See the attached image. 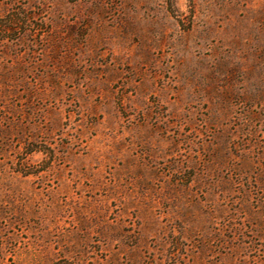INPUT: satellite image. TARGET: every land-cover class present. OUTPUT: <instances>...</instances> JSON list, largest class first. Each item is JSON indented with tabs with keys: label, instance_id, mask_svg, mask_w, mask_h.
I'll return each instance as SVG.
<instances>
[{
	"label": "rangeland",
	"instance_id": "obj_1",
	"mask_svg": "<svg viewBox=\"0 0 264 264\" xmlns=\"http://www.w3.org/2000/svg\"><path fill=\"white\" fill-rule=\"evenodd\" d=\"M0 264H264V0H0Z\"/></svg>",
	"mask_w": 264,
	"mask_h": 264
}]
</instances>
